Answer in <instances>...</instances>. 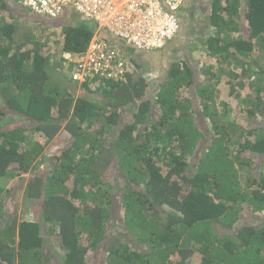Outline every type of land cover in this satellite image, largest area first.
Returning <instances> with one entry per match:
<instances>
[{
    "label": "trees",
    "instance_id": "obj_1",
    "mask_svg": "<svg viewBox=\"0 0 264 264\" xmlns=\"http://www.w3.org/2000/svg\"><path fill=\"white\" fill-rule=\"evenodd\" d=\"M72 16L0 0V264H264V0H213L203 43L217 68L177 60L159 90L146 51L119 41L127 75L74 82L63 55L83 54L98 25ZM23 22L65 26L60 48ZM10 115L25 123L4 126ZM114 167L121 183L104 179ZM26 179L32 220L18 214Z\"/></svg>",
    "mask_w": 264,
    "mask_h": 264
},
{
    "label": "built area",
    "instance_id": "obj_2",
    "mask_svg": "<svg viewBox=\"0 0 264 264\" xmlns=\"http://www.w3.org/2000/svg\"><path fill=\"white\" fill-rule=\"evenodd\" d=\"M31 13L57 20L65 14L92 19L98 32L87 50L80 55L65 53V68L78 84L91 79L114 81L129 72L125 51L116 47L123 42L139 51H160L168 47L181 30L180 15L189 0H15ZM115 44V45H114ZM118 46V45H117Z\"/></svg>",
    "mask_w": 264,
    "mask_h": 264
},
{
    "label": "rangeland",
    "instance_id": "obj_3",
    "mask_svg": "<svg viewBox=\"0 0 264 264\" xmlns=\"http://www.w3.org/2000/svg\"><path fill=\"white\" fill-rule=\"evenodd\" d=\"M13 1V0H10ZM212 5L213 0H189L184 12L182 15H184V21L182 23V29L176 40L167 48L163 49L161 52L156 51L152 52L155 54L149 55V58H146V52L140 53L139 56H137V60L139 62H143L144 65L141 69V74L150 81V84H155L157 86V90H159L158 85L159 83H162L167 78V73L170 69V66L173 62L177 60H186L189 61V65L191 67L195 66L196 71L202 70V67L209 66L210 68H217V63H212V60L210 61L208 58V55L206 54L205 44L203 43L205 40H207L210 36V34L213 32V17H212ZM12 8V5H10ZM73 13V12H71ZM80 17L77 14H71ZM20 16L22 18H25L26 20H29V15L26 13H20ZM73 16L69 15V20L72 19ZM24 23V22H23ZM55 23L60 24H70L68 19L67 20H56ZM25 24V23H24ZM35 25V24H34ZM31 22L25 24V26H34ZM56 25V24H55ZM36 29L34 30V34L38 36L39 38H42L45 40V43L48 44L51 47H54L56 49H59V45L57 44V40L61 41L64 39L63 35V27L65 26H58L56 29L53 30V28H45L42 26L35 25ZM159 52V53H158ZM123 56L127 58V60L131 59L130 53H123ZM208 68V67H207ZM206 68V69H207ZM73 68H63V72L67 71V73H71ZM224 82V81H223ZM152 93V90H151ZM157 93L154 91L153 94ZM25 121L22 118H18L16 115H10L6 121H4V126L6 127H13L17 128L24 124ZM64 134H62V137H59V140H62ZM56 142L55 144H57ZM57 153V148L53 145L51 142L46 147V158L51 157L53 154ZM45 159V158H44ZM43 159V160H44ZM41 161L40 167L38 169V173L40 172H49L50 170V163L46 159L44 161ZM46 162V163H45ZM118 167H114L112 171H108V173H104V179L107 182H120L121 183V175L117 171ZM31 176H28L27 178H30ZM27 179L24 181L22 186V193L18 192V195L20 196V204H19V219H25V220H32L33 215L36 214L39 211V207L37 204V201L32 202L31 205L23 203V192L26 187ZM16 179L14 178V175L11 174L9 178L5 180V183L8 187H13L16 183ZM118 204H120V198L121 193H117L113 196ZM243 222L247 224H251L253 226H257L262 224V220L260 221L258 218L250 215L248 213L247 216H244ZM117 226H114L112 230H115ZM196 264H199V260L197 259Z\"/></svg>",
    "mask_w": 264,
    "mask_h": 264
},
{
    "label": "clouds",
    "instance_id": "obj_4",
    "mask_svg": "<svg viewBox=\"0 0 264 264\" xmlns=\"http://www.w3.org/2000/svg\"><path fill=\"white\" fill-rule=\"evenodd\" d=\"M183 11H184V10H183ZM72 14H73V13H72ZM68 16H69V15H68ZM70 16H72V15L70 14ZM48 19H49V18H48ZM50 20H51V19H50ZM181 29H182V24H181ZM180 32H181V30H180ZM179 34H180V33H179ZM175 40H176V39H175ZM175 40H174V41H175ZM174 41H173V42H174ZM166 48H167V47H166Z\"/></svg>",
    "mask_w": 264,
    "mask_h": 264
},
{
    "label": "crops",
    "instance_id": "obj_5",
    "mask_svg": "<svg viewBox=\"0 0 264 264\" xmlns=\"http://www.w3.org/2000/svg\"><path fill=\"white\" fill-rule=\"evenodd\" d=\"M68 19H69V18H68ZM172 43H173V42H172ZM172 43H171V44H172ZM171 44H170V45H171ZM170 45H169V46H170ZM145 54H146L147 56H149V55H151V54H153V53H145Z\"/></svg>",
    "mask_w": 264,
    "mask_h": 264
}]
</instances>
